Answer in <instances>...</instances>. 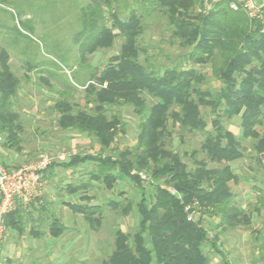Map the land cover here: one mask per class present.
I'll return each instance as SVG.
<instances>
[{
	"label": "trees",
	"instance_id": "1",
	"mask_svg": "<svg viewBox=\"0 0 264 264\" xmlns=\"http://www.w3.org/2000/svg\"><path fill=\"white\" fill-rule=\"evenodd\" d=\"M118 0H91L82 4V28L75 43L79 62L89 68L83 84L86 106L81 109L67 99L55 103L60 115L59 127L95 139L102 150H111L125 123L120 114L109 116L108 109L130 107L139 118V135L134 148L118 151L115 156L75 155L65 168L94 163L97 170L91 179L112 190L119 173L142 190L137 205L140 215L134 234L118 230L115 248L101 264H211L210 252L231 264L221 249L220 237L226 232L250 225L251 216L236 202L230 183H238L231 164L246 154L243 140L253 139L255 161L264 171V23L252 20L244 10L231 9L229 1H221L206 9L208 0H134L125 19L115 9ZM157 6L167 16L172 39L188 53L174 66L152 68L149 60L140 61L147 51L140 44L145 33L142 12ZM153 8V9H152ZM148 13V12H147ZM112 25L109 26V18ZM123 39L120 52L104 68L92 67L88 57L101 49L112 48ZM197 66H209L213 78L221 83L217 91L202 88L207 76ZM33 68V67H32ZM22 83L11 69L6 50L0 53V135H5L8 148L21 151L23 131L21 115L15 101ZM214 115L211 123L202 112ZM241 117V136L231 131L224 121ZM211 128V129H210ZM174 131L200 132L205 135L200 150L206 160H196L190 167L180 153L170 150L167 139ZM198 153H194L196 157ZM209 163L219 167L210 168ZM54 164L44 172V176ZM145 172L152 181H144ZM152 187L147 192L148 186ZM89 184L68 186L74 194ZM169 188L176 191L173 194ZM82 201L89 199L82 196ZM193 205L200 215L189 221L186 207ZM118 210L121 205L110 202ZM92 228L102 224V207L72 204ZM132 206L123 212L128 214ZM219 217L220 229L211 238L204 216ZM18 211L7 217V227L22 232ZM66 227L55 220L49 227L58 238ZM41 234V233H39Z\"/></svg>",
	"mask_w": 264,
	"mask_h": 264
},
{
	"label": "rangeland",
	"instance_id": "2",
	"mask_svg": "<svg viewBox=\"0 0 264 264\" xmlns=\"http://www.w3.org/2000/svg\"><path fill=\"white\" fill-rule=\"evenodd\" d=\"M90 1L0 0V53L2 50L9 53L11 69L22 83L15 101L23 124V131L19 135L22 151L18 153L14 167L42 157L52 158L56 177L50 185H46L45 181L44 195L31 207L41 210L48 202L46 208L67 227L64 233L53 239L48 235L53 223L49 216L44 224L39 225L40 236L34 237L30 228L34 226L36 229L38 226L25 214L26 230L23 234L14 231L21 258L13 260L11 264H101L113 252L118 230L129 234L138 231L140 215L137 205L142 198V190L137 184L119 173L117 184L109 190L101 182L91 179L97 170L96 164H82L73 170L59 165L70 162L75 155L115 156L118 151L134 148L140 132V120L130 107L108 109L109 116L120 114L125 123L124 132L119 133L111 150H102L95 139L71 130L64 131L58 125L60 115L54 105L59 100L67 99L81 109L91 108L86 106V92L82 87L89 78V68L79 62V50L75 43L82 28L81 6ZM132 7H139V4L134 0H118L115 4L122 19L128 16ZM153 8L156 9L142 12L145 33L140 38V44L147 53L141 55L140 61L146 64L148 59L149 65L156 69L179 64L188 50L172 39L167 16L157 6ZM107 16L111 26L112 20ZM122 43L123 39L118 38L112 48L101 49L89 56L88 63L92 67H106L111 58L120 52ZM196 68L207 76L202 88L212 91L220 89L221 83L212 77L209 66ZM202 112L211 123L214 115L210 110L202 108ZM241 123V117L224 121L238 137L241 136ZM263 129L258 127L259 132H263ZM204 138L205 135L200 132H185L181 136L180 132L174 131L173 137L167 139V146L180 153L192 167L195 159L206 160V155L200 150ZM255 142L253 139L243 140L246 156L231 164L239 182H231L230 187L236 202L252 218L250 225H242L220 237L221 249L231 264H264V171L254 158ZM6 143V136L0 135V144H4V147ZM195 152L198 153L196 157ZM209 167L219 166L209 163ZM147 183V192H151L153 189ZM81 184L89 185L74 194L67 190L68 186ZM85 195L89 199L82 201ZM63 201L69 205L89 203L101 206L102 224L92 228L82 215L74 214L65 207ZM110 202H117L121 207L115 210L108 206ZM128 205L132 209L126 214L123 209ZM204 222L211 238L221 231L216 229L221 222L219 217L206 215ZM9 230L7 242L13 239ZM206 252L211 257V264H223V259L210 252L208 247Z\"/></svg>",
	"mask_w": 264,
	"mask_h": 264
},
{
	"label": "built area",
	"instance_id": "3",
	"mask_svg": "<svg viewBox=\"0 0 264 264\" xmlns=\"http://www.w3.org/2000/svg\"><path fill=\"white\" fill-rule=\"evenodd\" d=\"M221 1H229L231 9L244 10L250 19L264 23V0H208L207 11ZM51 164L50 157H42L14 168H8L0 163V264L9 262L3 252L8 234L7 217L16 212L19 205L28 209L34 201L42 198L45 192L44 172ZM139 175L144 181H152L145 172H140ZM169 190L176 194L172 188ZM186 211L189 221L197 220L200 215L193 205H188Z\"/></svg>",
	"mask_w": 264,
	"mask_h": 264
},
{
	"label": "crops",
	"instance_id": "4",
	"mask_svg": "<svg viewBox=\"0 0 264 264\" xmlns=\"http://www.w3.org/2000/svg\"><path fill=\"white\" fill-rule=\"evenodd\" d=\"M4 144H0V163L3 164L4 166H7V167H14V162L16 159H18L19 157V154L20 153L19 151L15 150V149H11V148H8L6 145L3 147ZM86 155V154H85ZM63 159V158H62ZM64 163H68V162H61V164H59L61 167H63V164ZM86 164H89V163H86ZM53 165V164H52ZM81 166V165H80ZM56 166L54 165V168ZM54 168H51L50 171H48V173H46V175L44 176V182L46 181V185H50L51 181L53 178L56 177V174H55V171H54ZM65 168V167H63ZM78 168V167H77ZM66 169H71L73 170L74 168H66ZM73 172V171H72ZM68 188V187H67ZM46 189V188H45ZM47 205H48V202H47ZM46 205V207H47ZM63 205H66L65 207L69 208L70 209V205L67 204L65 201H63ZM95 205V204H93ZM44 206V208H42L41 210H37V209H33V207H30L28 209H25L23 208L22 205H19L18 206V214L20 216L19 220L22 222V232H20L21 234H23V232L26 230L27 228V223H26V220L24 219V215L25 214H28L31 219L33 220V223H36L38 228L35 229V227H31L30 228V232L31 234L34 236V237H39L40 236V229H39V225L41 224H44L46 220V218H48L49 216L52 218V222H54V220H56L54 214H52V212H50L48 210V208H46ZM36 208V207H34ZM71 210V209H70ZM72 211V210H71ZM38 215V216H37ZM42 216H44L45 218H43ZM53 216V217H52ZM51 222V223H52ZM62 223V222H61ZM63 224V223H62ZM64 225V224H63ZM65 226V225H64ZM66 227V226H65ZM206 228V227H205ZM9 234L13 237V239H11V241L9 240L7 242V239H6V243L4 245V254L8 257L9 259V262L8 264H11L12 261L16 260V259H20L21 258V252L19 250L20 246H19V241L18 239H16L15 237V234H14V231H16L17 229H13V228H9ZM66 230H67V227H66ZM48 235L50 237H52L53 239H55V237L51 236L49 230H48Z\"/></svg>",
	"mask_w": 264,
	"mask_h": 264
}]
</instances>
